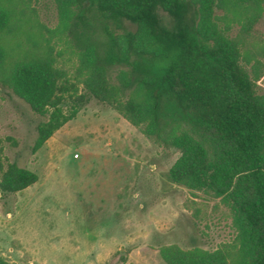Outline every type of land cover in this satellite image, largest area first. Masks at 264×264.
<instances>
[{"label": "trees", "instance_id": "1", "mask_svg": "<svg viewBox=\"0 0 264 264\" xmlns=\"http://www.w3.org/2000/svg\"><path fill=\"white\" fill-rule=\"evenodd\" d=\"M57 2L70 64L60 63L53 46L20 19L16 0H0V89L44 118L33 152L92 99L107 104L147 138L180 153L169 171L173 184L231 205L235 246H164L165 264H264V94L257 72L264 63L250 68L248 57L258 51L264 59V45L246 46L261 15L254 6L264 0ZM241 23L242 33L232 36ZM169 113L190 127L171 143L163 136ZM3 142L0 196L7 198L39 176L10 162Z\"/></svg>", "mask_w": 264, "mask_h": 264}, {"label": "rangeland", "instance_id": "2", "mask_svg": "<svg viewBox=\"0 0 264 264\" xmlns=\"http://www.w3.org/2000/svg\"><path fill=\"white\" fill-rule=\"evenodd\" d=\"M16 5L20 19L43 45L53 46L60 63H72L57 0H16ZM254 7L261 15L246 45L253 43L251 50L264 45V3ZM240 33L242 23L234 24L231 35ZM253 52L255 58L248 56L250 68L264 63L260 52ZM257 72L264 94V64ZM42 120L23 100L0 89L4 155L39 176L26 190L0 196V261L165 264L160 255L164 246L211 251L235 246L227 198L193 193L170 180L169 171L180 157L170 144H156L111 106L92 99L34 153ZM187 132L190 127L183 117L167 114V143Z\"/></svg>", "mask_w": 264, "mask_h": 264}]
</instances>
